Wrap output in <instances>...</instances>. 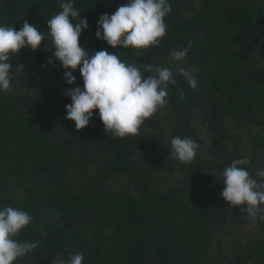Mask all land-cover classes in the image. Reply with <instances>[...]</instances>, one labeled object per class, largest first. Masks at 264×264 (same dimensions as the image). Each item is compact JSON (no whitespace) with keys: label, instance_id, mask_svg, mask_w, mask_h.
<instances>
[{"label":"trees","instance_id":"16d2710c","mask_svg":"<svg viewBox=\"0 0 264 264\" xmlns=\"http://www.w3.org/2000/svg\"><path fill=\"white\" fill-rule=\"evenodd\" d=\"M62 2L0 0V24L47 31ZM127 3L74 0L89 24L81 47L116 52L142 70L176 71L171 52L191 42L182 66L197 88L177 74L166 105L138 134L113 138L98 109L83 129L66 118L65 90L84 81L79 67H61L50 39L13 55L11 88L0 91V207L30 213L16 239L37 242L14 264H56L59 248L61 260L83 253V264H264V221L253 223L241 212L246 204L221 195L227 166L258 181L264 168V0H170L158 47L113 48L96 37L97 21ZM183 10L194 14L182 18ZM174 136L200 144L191 163L173 159Z\"/></svg>","mask_w":264,"mask_h":264},{"label":"clouds","instance_id":"9594fccd","mask_svg":"<svg viewBox=\"0 0 264 264\" xmlns=\"http://www.w3.org/2000/svg\"><path fill=\"white\" fill-rule=\"evenodd\" d=\"M60 8L61 11L47 20V31H38L27 21L19 30L0 24V91L11 88L12 56L24 47L36 50L48 39L52 41L53 55L61 67L65 70L79 67L84 81L83 87L65 90V95L72 101L66 105V118L74 120L77 129L88 126L95 115L93 110L98 109L107 134L111 132L113 138L137 135L145 120L166 105L169 86L177 84V74L184 76L191 88H197V80L182 66L191 42L187 47L171 52V58L177 64L176 71L152 63L144 64L142 70L136 64L122 60L116 52L97 50L93 53L81 47L80 37L89 27L87 18H80L74 0H63ZM171 12L170 0H128L114 13L99 17L95 35L113 48L158 47L167 33L165 18ZM52 62L51 59L48 61ZM24 69L23 64H17L15 71ZM64 77L69 85L76 81L73 71H65ZM184 95L180 91L179 98L184 99ZM170 145L173 159L181 163H191L200 148L191 137L174 136ZM255 175L259 181L247 169L232 163L222 172L224 187L221 192L233 206L246 204L241 212H246L253 223L264 221V168L257 169ZM32 220L31 214L24 210L0 207V264H14L37 248L35 241L16 239ZM83 261V253H71L67 260H59L56 264H83Z\"/></svg>","mask_w":264,"mask_h":264},{"label":"rangeland","instance_id":"374dc122","mask_svg":"<svg viewBox=\"0 0 264 264\" xmlns=\"http://www.w3.org/2000/svg\"><path fill=\"white\" fill-rule=\"evenodd\" d=\"M182 12H183L182 13L183 17L182 18H189V17H191V15L194 14V11L193 10H188V11L183 10ZM189 14H190V16H189ZM202 35H203V33H202ZM54 208H56L55 205H54ZM61 255H62V250L59 248L58 249V252L56 254V258H57L58 261L61 260V258H62Z\"/></svg>","mask_w":264,"mask_h":264}]
</instances>
